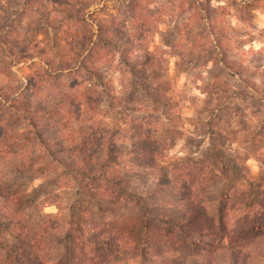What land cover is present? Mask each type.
<instances>
[{
    "label": "trees",
    "instance_id": "1",
    "mask_svg": "<svg viewBox=\"0 0 264 264\" xmlns=\"http://www.w3.org/2000/svg\"><path fill=\"white\" fill-rule=\"evenodd\" d=\"M210 8L208 2L205 12ZM36 12L48 20L52 10ZM7 21L8 25L0 26V61L7 56L12 59L8 72L0 71V256L4 257L0 264H121L133 258L137 264H260L264 205L254 204L255 186L248 181L245 168H237V156L232 160L231 155L217 151L215 162L201 158L192 167L159 165L174 138L172 131L162 137V120L176 122L170 125L176 128L180 117L178 103L171 101L162 85L141 87L137 82L155 80L157 72L145 73L147 68H140L139 79H122L123 89L142 91L151 102L136 99L133 105H118L117 113H127L117 119L121 125L108 115L109 105L108 109L98 107L110 104L111 92L93 67L112 50L126 63L125 51H118L112 39L106 40L114 36L115 23L97 28L105 37L97 34L96 44L90 35H83L76 41L77 52L52 55L49 59H56L57 67L39 57L57 76L78 71L94 80L80 91L42 104L36 101L44 89L45 74L40 71L35 70L25 85L16 79L11 84L3 81L13 75L11 66L30 58L28 46L13 37L10 16ZM35 32L40 35L44 28ZM141 41L134 38V43ZM34 44L38 47L39 42ZM118 71L121 77L125 75L121 68ZM221 107L216 104L211 115ZM170 113L177 117L173 119ZM230 127L229 133L234 134ZM222 133L212 125L210 142L221 140ZM257 157L262 160L264 153ZM9 167H21L33 179H41V187H52L51 192L42 190L43 203L58 198L56 191L62 188H73L90 200L99 198L97 219L83 220L79 214L66 227L53 214L37 221L28 219L25 212L35 206L37 194L23 198L15 185L5 183ZM232 175L238 179L225 180ZM129 205L135 208L131 214L126 211Z\"/></svg>",
    "mask_w": 264,
    "mask_h": 264
},
{
    "label": "rangeland",
    "instance_id": "2",
    "mask_svg": "<svg viewBox=\"0 0 264 264\" xmlns=\"http://www.w3.org/2000/svg\"><path fill=\"white\" fill-rule=\"evenodd\" d=\"M26 2L28 6L23 5ZM208 2L211 8L205 12ZM24 8L28 10L25 14ZM37 9L52 10L50 19L38 16ZM135 14L137 19L133 20ZM8 16L12 20L13 37L28 46L30 58L11 66L13 75L3 81L11 84L16 79L25 85L35 70L40 71L45 74L44 89L36 101L42 104L57 101L63 93L80 91L88 87L89 80H94L86 72L78 71L57 76V71L50 70L39 57L47 58L57 67L56 59H49L52 55L73 54L78 47L76 41L83 35H90L95 43L97 34L105 37L97 28L104 24L110 28L115 23L114 36L106 40L112 39L118 51H125L126 63L112 50L105 60L92 66L104 76L111 92L110 104L103 102L98 107L108 109L109 105L108 115L115 117L114 124L121 125L117 119L127 113H117L118 105H133L136 99L151 102L142 91L123 89V80L139 79L140 68H147L145 73L157 72L155 80L137 82L141 87L162 85L171 101L178 103L180 117L176 128L170 126L176 122L162 120V137L172 131L170 135L174 138L164 143L165 146L168 143V149L159 165L175 163L192 167L201 158L215 162L217 151L231 155L232 160L237 156V168L244 167L248 181L255 186L254 204L264 205V158L257 157L264 153V99H261L264 97V0H0V26L9 24ZM40 27L44 33L36 35ZM136 37L142 40L140 44L134 43ZM37 41L38 47H34ZM99 47L104 44L100 43ZM107 48L111 50V46ZM7 57L0 61V71L8 72L12 59ZM230 61H233L231 65ZM120 68L125 71L123 77ZM75 84V89L70 90ZM93 99H96L94 94ZM216 104L222 107L212 116L210 111ZM170 114L173 119L177 117ZM212 125L223 131L219 135L221 140L214 143L210 142ZM229 125L234 134L229 133ZM223 164L228 166V161ZM6 172L4 182L15 185V191H21L23 198L37 194L35 206L25 212L28 219L37 221L42 215L53 214L63 220L64 227L72 222V216L79 214L83 220L97 219L99 198L90 200L73 188H62L56 191L58 198L53 197L46 204L43 191L51 192L52 187H41L42 180L33 179L21 167H9ZM237 179L238 176L232 175L225 180L233 183ZM126 211L131 214L135 208L129 205ZM121 264L137 262L134 258L123 259ZM260 264H264V259Z\"/></svg>",
    "mask_w": 264,
    "mask_h": 264
}]
</instances>
